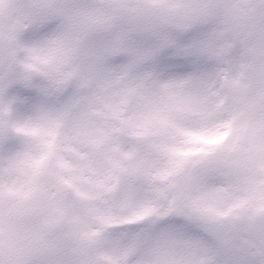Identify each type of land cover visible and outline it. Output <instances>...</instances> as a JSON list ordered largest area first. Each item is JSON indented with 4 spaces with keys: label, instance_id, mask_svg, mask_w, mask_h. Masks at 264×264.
Instances as JSON below:
<instances>
[{
    "label": "clouds",
    "instance_id": "clouds-1",
    "mask_svg": "<svg viewBox=\"0 0 264 264\" xmlns=\"http://www.w3.org/2000/svg\"><path fill=\"white\" fill-rule=\"evenodd\" d=\"M0 264H264V0H0Z\"/></svg>",
    "mask_w": 264,
    "mask_h": 264
}]
</instances>
